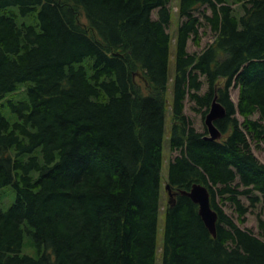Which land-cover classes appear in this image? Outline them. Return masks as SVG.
Returning <instances> with one entry per match:
<instances>
[{
    "label": "trees",
    "instance_id": "1",
    "mask_svg": "<svg viewBox=\"0 0 264 264\" xmlns=\"http://www.w3.org/2000/svg\"><path fill=\"white\" fill-rule=\"evenodd\" d=\"M169 2L0 0V201L5 187L16 194L0 210V264H264V240L239 226L264 207L250 143L264 142V0H177L172 76ZM203 22L213 41L189 53ZM16 90L12 122L1 101ZM186 99L203 119L214 99L225 108L220 139L194 129ZM168 112L177 155L163 176ZM193 184L209 190L216 236L181 194ZM26 233L35 257L21 254Z\"/></svg>",
    "mask_w": 264,
    "mask_h": 264
},
{
    "label": "rangeland",
    "instance_id": "2",
    "mask_svg": "<svg viewBox=\"0 0 264 264\" xmlns=\"http://www.w3.org/2000/svg\"><path fill=\"white\" fill-rule=\"evenodd\" d=\"M170 7V11H171V18H170V23L167 29V32L170 35V39H171V44H170V62H169V75L172 76L173 72H174V44H173V40L176 36L177 33V29L179 27L180 24V18L179 15L176 11L175 8H177V0H170L169 5ZM16 9L15 6L10 7L9 10H14ZM236 10H239V7L236 8ZM205 12L207 14H209V10L206 7L201 8L199 11L195 12L194 15L198 16L200 18V20H202V13ZM152 18L156 19V10L152 13ZM36 15H29V16H20L19 14L16 16V23L18 25H22L23 23L25 24H35L36 22ZM199 37H200V41H199V45H195L193 43L192 40L188 41L187 44V51L189 53H196L199 54L203 49H205L207 47V45H209L212 41H213V34L211 33V31L209 30V28L205 25V23L203 22V26L200 28L199 30ZM171 86V83H169V87ZM206 89V85L203 86L201 93H203ZM238 94H239V90L238 88H231L230 90V97L233 100L234 103H237L238 100ZM168 98L171 99L172 95H171V91L168 90ZM25 99V93H23V91L21 90H16L13 93H9L4 99H2V104L4 105L3 107L1 106V110L3 112V114L10 120V121H15L16 115L14 113H12L10 111V109L8 108V106L6 105V101L7 100H23ZM193 107V103L188 101L186 99L185 103H184V114L188 117V119H190L192 126L194 127V129L198 132H204L205 130V125H204V119L202 117V115L200 113L194 112L192 110ZM169 116H170V112H168L166 114V124H165V133H164V141H163V162H162V175L165 176L167 173V165L170 159H172L173 157H175L177 155V153H172L170 151L169 148V144H168V130H169ZM257 115L253 116V119H256ZM240 121H242L241 118H239ZM251 150L254 153V155L258 158V160L264 164V142H260L258 144L251 142ZM165 181L162 180V183ZM1 194H2V200L0 201V210L6 211L11 204L15 201V191L11 188V187H5L1 190ZM168 195L164 193V190H162V204L165 203L168 199ZM241 202L248 206L249 205V201L247 200L246 197L241 196L240 197ZM222 208L224 210V212L231 218H233L234 222H237V215L234 211V208L225 203L222 205ZM258 219L264 220V207L261 204H257L254 207H249L246 215H245V222L243 224H239V226L243 229H247L249 231H251L255 236L257 237H261L264 240V236H260L259 232H258ZM162 224H163V212L161 211L159 214V237L161 240V228H162ZM31 242V237L28 233L25 234L24 236V244L22 246L21 249V254H26L29 256H37L38 254V250L36 248H33L30 244Z\"/></svg>",
    "mask_w": 264,
    "mask_h": 264
},
{
    "label": "water",
    "instance_id": "3",
    "mask_svg": "<svg viewBox=\"0 0 264 264\" xmlns=\"http://www.w3.org/2000/svg\"><path fill=\"white\" fill-rule=\"evenodd\" d=\"M225 114V108L214 99L208 113L204 117V124L208 131V135L205 136L206 140H218L221 138V134L216 128L214 121L224 117ZM166 189H169V187L166 186ZM168 194L170 197L172 196V193L169 191ZM181 194L187 196L198 206V214L205 227L212 236H216L218 214L210 204V193L208 188L201 184H193L189 191H181Z\"/></svg>",
    "mask_w": 264,
    "mask_h": 264
},
{
    "label": "bare ground",
    "instance_id": "4",
    "mask_svg": "<svg viewBox=\"0 0 264 264\" xmlns=\"http://www.w3.org/2000/svg\"><path fill=\"white\" fill-rule=\"evenodd\" d=\"M179 194V193H178Z\"/></svg>",
    "mask_w": 264,
    "mask_h": 264
}]
</instances>
